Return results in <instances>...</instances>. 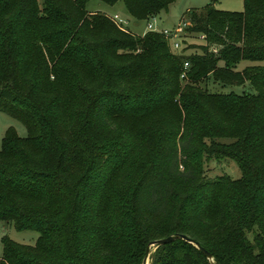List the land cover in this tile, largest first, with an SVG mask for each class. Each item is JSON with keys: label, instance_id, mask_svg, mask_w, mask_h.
Here are the masks:
<instances>
[{"label": "trees", "instance_id": "16d2710c", "mask_svg": "<svg viewBox=\"0 0 264 264\" xmlns=\"http://www.w3.org/2000/svg\"><path fill=\"white\" fill-rule=\"evenodd\" d=\"M87 1L0 0V111L27 130L0 142V222L39 233L2 236L0 264H142L174 233L215 264H264V66L234 70L264 60V0L188 10L178 50ZM173 1L122 0L139 20ZM223 159L239 178L207 175ZM149 262L210 264L181 238Z\"/></svg>", "mask_w": 264, "mask_h": 264}, {"label": "rangeland", "instance_id": "374dc122", "mask_svg": "<svg viewBox=\"0 0 264 264\" xmlns=\"http://www.w3.org/2000/svg\"><path fill=\"white\" fill-rule=\"evenodd\" d=\"M207 2L208 0H174L168 5L166 10H161L154 16L155 18L152 17L154 19L149 18L148 20H139L132 17L127 12L122 0H117L113 4H108L102 0H88L86 2L85 9L88 12H99L106 14L109 17H113L114 14H117L119 18L126 21L124 28L134 34L139 35L143 32V30L146 29L148 22H151L154 27L158 29H167L172 31L178 25H182L184 21L188 20L186 16L188 10L203 8ZM213 6L220 10L242 11L243 0H216L213 3ZM188 41H192L193 43L199 42L198 40L194 39ZM251 65L264 66V60H241L237 63L234 70L240 71L246 66ZM201 85L207 87L209 91H217L221 93L234 92L237 94H242L244 92H255L254 88L249 84V82H246L242 85L222 84L209 77L204 80ZM9 126H12L20 137H25L27 135L26 127L19 120L0 111V142L6 128ZM222 174L229 175L232 178H239L241 176V171L237 163L232 159H223L218 163L214 161L213 163L208 164V176L214 177L216 175ZM4 235H7L9 238L18 243L34 245L39 233L33 230L19 231L16 230L11 223L0 222V257L2 255L1 237ZM148 263L150 264L149 261Z\"/></svg>", "mask_w": 264, "mask_h": 264}, {"label": "built area", "instance_id": "2783aa9c", "mask_svg": "<svg viewBox=\"0 0 264 264\" xmlns=\"http://www.w3.org/2000/svg\"><path fill=\"white\" fill-rule=\"evenodd\" d=\"M119 27L124 28V24H126V21L119 18L117 14H114L113 17H110ZM154 19V18H153ZM189 24V22L184 21L182 25H178L174 30H167V29H158L154 27V25L151 22L147 23V30L157 31L162 33L165 37L170 39V45L172 49L178 50L180 49V38L184 35L185 27ZM204 35L200 34L198 35L199 39H203ZM188 67V62L184 63V70L182 71L180 77L185 78L186 77V69Z\"/></svg>", "mask_w": 264, "mask_h": 264}, {"label": "water", "instance_id": "95a60500", "mask_svg": "<svg viewBox=\"0 0 264 264\" xmlns=\"http://www.w3.org/2000/svg\"><path fill=\"white\" fill-rule=\"evenodd\" d=\"M177 238L184 239L185 241L193 244L207 258V260L210 262V264H215L213 261L212 255L209 251H207L204 247H202L197 241H194L191 238L187 237L186 235H183L180 233L170 234L166 237L159 238L157 240H153V241L149 242L146 246L145 255H144L142 264H147V262L149 261V255H150L151 249L155 245L166 244V243H169V242H171Z\"/></svg>", "mask_w": 264, "mask_h": 264}, {"label": "crops", "instance_id": "0c3cea01", "mask_svg": "<svg viewBox=\"0 0 264 264\" xmlns=\"http://www.w3.org/2000/svg\"><path fill=\"white\" fill-rule=\"evenodd\" d=\"M154 18H155V17H154ZM151 19H153V18H151ZM145 31H147V27H146V29H145V30H143V32H142L141 34H143ZM141 34H140V35H141Z\"/></svg>", "mask_w": 264, "mask_h": 264}, {"label": "bare ground", "instance_id": "6f19581e", "mask_svg": "<svg viewBox=\"0 0 264 264\" xmlns=\"http://www.w3.org/2000/svg\"><path fill=\"white\" fill-rule=\"evenodd\" d=\"M147 264H149V263L147 262Z\"/></svg>", "mask_w": 264, "mask_h": 264}]
</instances>
